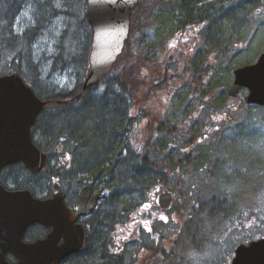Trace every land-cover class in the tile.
<instances>
[{
  "label": "trees",
  "instance_id": "obj_1",
  "mask_svg": "<svg viewBox=\"0 0 264 264\" xmlns=\"http://www.w3.org/2000/svg\"><path fill=\"white\" fill-rule=\"evenodd\" d=\"M167 1L169 3L174 1L182 7L180 14H176L173 6L169 16L187 17L186 12L193 11L192 18L197 20L193 23L201 30L207 48L200 49L197 58L195 55L192 58L188 56L181 58V55L178 57L177 49L174 53L171 52L170 56L159 57L160 53L166 50L152 51L144 55L132 51L127 53L129 51L127 43V48L118 57L113 71L105 77L110 82L103 94L97 99H84L79 109L71 108L70 112L63 111L62 116L51 114L47 121H52L58 126L66 124L74 129L83 142L84 150L88 151L86 158H96L105 164L106 178L111 180L115 187L127 186L132 182L138 183L137 195L140 199L131 202L126 200L123 211L117 213L120 219L115 217L116 221L111 222L114 213L104 222L105 225H111L112 232L116 223H119L116 228L123 226L124 216L128 219L148 197L150 189L154 186L151 184L153 174L157 179L155 183L160 182L163 190L169 186L166 184L167 178H172L176 183L173 189L176 199L172 210L182 217H188L186 224L194 227L193 233H189L191 248L203 254L197 256V261H203L202 264H228L237 244L264 236V193H262L264 192V106L248 104L245 101L246 93L243 91L236 97L226 91L230 84L229 79L233 77L234 67L254 62L261 49H264V41L255 44L256 46L253 44L257 36L255 37L256 34L251 28L252 23L259 26L264 24V0ZM83 2L87 3V0ZM20 5L21 0H0V38L4 37L0 48L2 64L0 76L17 71L40 95L34 84V80L38 79L39 71L31 55L33 42L28 37L18 42L14 33L10 34L9 38L6 37ZM243 5H247L245 12L251 13L252 22H247L242 28L243 31H239L241 38L237 42L233 34L236 29L238 30L240 23L245 24V17L242 22L236 19L227 21L225 18L240 11ZM200 6L203 7V11H199ZM214 9L219 11V16L212 15ZM164 11L159 12L160 27L173 23L164 22L163 18L167 17ZM80 22L87 27L89 34L87 41L91 43L86 14ZM181 28V31L185 29L184 26ZM174 30L161 31L156 36V42L159 41L157 48L170 47L169 35ZM218 33L223 35V39L215 43ZM208 39L214 44L208 43ZM88 59L87 54L84 57L87 65ZM223 67L227 69L228 81L222 77L220 69ZM83 80L76 89H83ZM87 90L77 93L83 96ZM128 98L131 99L129 105ZM193 98L197 99L198 103L195 108L187 112L190 114L188 121H183V125L166 121L164 111L168 108V103H173L176 99H181L182 103L190 102ZM131 107H133V115L130 111ZM157 107H159L158 111L155 110ZM118 108H122L124 112L119 111ZM47 109L48 106L45 111ZM220 109H222L221 114L226 116L225 121L229 123L217 125L220 121L215 116ZM39 121L38 119V123L33 128L34 136L37 134ZM195 123L197 124L194 126ZM195 127L197 132L193 136L192 129ZM209 137L212 138L209 144L200 146L203 141H209ZM165 139L174 148L181 149L178 163L173 167L162 159L168 152V145H163ZM47 140L45 144L37 141L46 152L49 150ZM135 140L137 143L134 146ZM124 153L127 156H134L138 163L134 164L127 160ZM133 164L137 168H134ZM48 168L46 170L50 173ZM191 171L194 183L187 190L186 178ZM132 172H138L140 176L134 174L131 180L124 182L126 175L128 178V174ZM149 174L152 179L149 182L144 181ZM161 188L155 189V194L159 193ZM178 197L182 198V202L178 203ZM197 206L201 217L194 219L192 215ZM234 212L241 214L239 222H242L246 212L254 215L261 213L256 223L260 233L255 234L256 237L243 238L233 244H228L230 233L219 235L215 232L211 236L206 224L212 221H226L224 223L226 228L227 221H230L227 218ZM110 233L111 230H108L95 241V253L101 256L94 264H136L141 251L145 264H152L160 251L165 256H172V253H166L162 247L159 250L158 243L160 240L164 242V237H157L152 245L146 243L144 246L149 252L154 250L155 253H147L148 251L141 248L140 251H135V254L128 255L125 249L122 251L121 247H117L121 243L112 240V243L109 242ZM105 241L107 245H103ZM135 241L137 239L131 242ZM139 248V246L135 247V249ZM206 250L208 254H204ZM192 254L195 255L193 251ZM216 254L217 257H214ZM88 262L87 258L77 261L76 264H88Z\"/></svg>",
  "mask_w": 264,
  "mask_h": 264
},
{
  "label": "rangeland",
  "instance_id": "obj_2",
  "mask_svg": "<svg viewBox=\"0 0 264 264\" xmlns=\"http://www.w3.org/2000/svg\"><path fill=\"white\" fill-rule=\"evenodd\" d=\"M37 2V0H21V5L19 8L20 13L17 17L14 18L13 30L10 31L9 29V32H12L17 36L22 35L25 30H28V32L30 33L28 39L34 43L31 46V55L34 59V65L37 66L39 71L38 79L34 80V84L36 88H38L41 96H46L51 92L61 91V89H75L87 73L88 65L85 64L84 57L85 54H88L89 56V50L91 47V43L87 41V35L89 36L87 27L80 22L83 19V16L85 15L86 9L84 8L80 12V15L78 17L79 21L76 23L79 27H74V29L69 33V39L67 38V40L64 41L65 46L63 48L59 45V39L62 38V36L64 35L63 30L66 26L64 18L58 17V19H54L53 16H49L43 24L44 30H38V21L33 18L36 12L34 10V5L36 6ZM53 3L54 7H52L53 10H51V13L53 11L57 13L59 10L63 11L64 9H66L62 6L64 0H55ZM139 5L140 6L137 8L136 13L133 16V29L130 37L131 40L128 45L129 51H127V53L140 52L144 55V53L152 52L148 50L150 47V43L154 44L157 40L156 36H158L159 33L162 31L160 27L161 17L159 16V12L165 10V15L169 16L168 14L171 13V9L174 6V9L176 10L175 13L180 14L182 7L178 6V4H175L174 1L169 3V1L167 0H141ZM250 8L253 7L250 6ZM25 13H27V15H25ZM247 22H252V15L249 11L246 13L245 24L240 23L238 30L236 29L233 34L235 41L238 42L240 40L241 34L239 31H243L242 28L245 27ZM251 28H253L252 31L256 34L255 37L257 36L256 38H254L253 44L257 45L259 42L262 43L264 41V24L259 26L252 23ZM181 29L182 28H176L174 31H172V33H170V38L168 42L169 46H171V44H177L178 46L186 45L187 40H189V44H194L196 47H193V51H191L192 48L177 49V52L179 53L178 57L180 55L182 57V53H184L190 58H192L193 55H195L197 58L199 50L207 48L205 47V40L201 43L200 39H197L196 36H188L189 33L193 32L186 28L182 31V33H180V35L186 40V43L180 45L178 44L179 41H176V37L178 36L177 33L181 31ZM73 36H75L76 38L73 39ZM3 38L4 37L0 38V48L2 46L1 43L3 41ZM18 42H21V40H18ZM208 43L214 44L213 41L209 39ZM157 45H159V41L156 42L155 47H158ZM167 48L168 47H166V51L160 53L159 57L162 55L170 56L171 52L174 53L175 49L167 50ZM251 50L252 49H250V52ZM162 58L167 60V58L165 57ZM211 58L214 59L213 56H211ZM1 65L2 64L0 63V70L2 68ZM220 71L222 73L223 79L228 81L227 69H224L223 67V69H220ZM232 79L233 77L231 76L229 79V83H232ZM109 82V79H105L103 82L98 84L97 87H94L91 93L92 97H94L95 99L98 98L97 96L103 94L106 91V88L109 86ZM234 100L231 101L234 102ZM197 103L198 100L195 98H193L190 102L185 101L184 103H182L181 99H176L173 103H168V108H166L164 111L166 121H168L169 123L178 122L179 125H183V121L189 120L190 114L187 112L191 110V108H195ZM158 108L159 107H157L155 110L158 111ZM221 111L222 109H220L216 113L218 115L215 116V118L220 121L219 123H217V125H221L222 123H229L225 121L226 116L224 114H221ZM62 113H51L49 110H46L41 116V118H39L40 123L39 127L36 129L37 134L35 138L40 144H45L48 138H52L53 134H56L52 132V129L49 126L51 123L48 124V117L50 118L51 114H54L55 116L59 117L62 116ZM134 113H136L135 108ZM196 122L198 121L196 120ZM196 124L197 123H195L194 126ZM135 131H133V136H135ZM192 131L193 136H195L194 134L197 132V128L195 127L194 129H192ZM211 139L212 138L209 137V141H203L202 143H200V146L209 144ZM136 143L137 141L135 140L133 145L135 146ZM164 144L166 146L168 145V152L167 154H165V157L163 156L162 159L165 160L167 164L173 167L178 163V159L181 156V149H177V147L174 148L169 142H167V139L163 141V145ZM134 174L140 176L138 172H132V174H128V178L126 175L123 181L125 182L128 179L131 180ZM146 178L149 182L152 179V176L149 174ZM155 180L157 179L153 174L151 184H154V186H152V188L150 189L148 197L144 200L139 209L134 210L131 217L127 219L124 216L123 221L125 223L123 224V226H119V228L122 229H119L118 227L115 229V226L119 223H114V232H112L111 227L109 242L121 243L117 247H121L122 251H124L125 249V252L128 253V255L135 254V251H140L141 248L146 250V252L148 251L147 253H155L156 251L154 250H152V252H149V249L145 248L144 246L146 245V243H148L149 246L152 245L154 243V240L157 239V237H164L165 241L162 242V240H160L158 243V246L160 247L159 250L162 247L164 248L166 253H172V256H165L163 255L162 251H160L159 256L156 257L155 260H153L152 264H202L203 261H197V256H203L202 252L191 248V239L189 233H193L194 227L186 224L188 217H182L179 213L172 210L173 208L164 210L160 206H158L156 200L158 197V193L156 192L157 194H155V189L158 190V188H161L162 184L160 182L155 183ZM167 180L168 182L166 184H169L167 189L173 191L176 184L174 182V179L167 178ZM21 181H23V185L27 184L24 179ZM136 183L137 182H132L129 183L127 186L121 185L120 190L126 191V197L122 196V200L115 204L111 203L109 205H104L103 209L106 211V213H111L113 211H117L115 213L122 212L126 200L130 202L132 200H139L140 196L137 195L139 185L138 183ZM186 183V189L188 190V188L194 183L192 171L186 178ZM161 189L162 190L160 191H163V188ZM179 201L182 202V198L178 197V203ZM198 207L199 206L195 208L193 215L190 214L193 216L194 219L201 217V213L198 212ZM245 214L246 216L241 220L242 222H239L241 214H238L236 212H234V214L230 213L227 218V220L230 221H227L226 228H224V223H226V221H212L210 223H207L206 226L209 227L211 236H213L215 232L219 235L230 233L231 238H229L228 244L236 243V241L238 242L239 240L250 236L256 237L254 235L260 233L257 230L256 223L257 221H259V215L261 213H257L254 215L249 212H246ZM117 217L120 219L119 215H117ZM161 217H164L166 219H161ZM114 218L115 215L112 217L111 222L116 221V219ZM175 221H177V223ZM135 239H137V241H135L134 243L131 242ZM136 246H139L140 248L135 249ZM192 251L195 253L196 256L192 254ZM141 252L139 254L140 257L136 264H145L143 259V252ZM207 252L208 250H206L204 254ZM222 252L225 254L224 250H222ZM100 256L101 254L91 253L89 257H87L89 260L88 264L97 263L100 259ZM214 257H217V254ZM77 261L78 259L69 260L68 263L65 264H76Z\"/></svg>",
  "mask_w": 264,
  "mask_h": 264
},
{
  "label": "water",
  "instance_id": "obj_3",
  "mask_svg": "<svg viewBox=\"0 0 264 264\" xmlns=\"http://www.w3.org/2000/svg\"><path fill=\"white\" fill-rule=\"evenodd\" d=\"M137 2L88 0L87 19L93 30L92 45L94 36L104 31L117 33L118 42L113 48L115 59L111 63L96 68L90 64L84 89L94 87L113 69L129 37L131 15ZM241 89L247 91L248 103L264 105V51L255 62L234 70L233 82L227 91L237 96ZM46 105L47 101L36 95L20 73L0 77V171L19 161L34 173L45 167L48 155L34 143L31 130ZM99 197L100 189L91 208ZM173 199L174 195L166 190L159 196V205L167 209ZM68 211L65 203L55 196L41 200L30 190H7L0 184V264H60L69 254L79 251L86 244L87 232L81 228L62 233ZM35 223L52 226L53 230L45 239L28 244L23 234ZM8 253L17 257V262H10L6 258ZM232 259L230 264H264V237L239 244Z\"/></svg>",
  "mask_w": 264,
  "mask_h": 264
},
{
  "label": "flooded vegetation",
  "instance_id": "obj_4",
  "mask_svg": "<svg viewBox=\"0 0 264 264\" xmlns=\"http://www.w3.org/2000/svg\"><path fill=\"white\" fill-rule=\"evenodd\" d=\"M187 28L193 32L189 33L188 36H196L197 39H200L201 43L205 40V38L203 39L198 25L193 23L192 26H187ZM89 30L92 40L93 30H91V28H89ZM176 38V41H179L178 44L182 45L186 43V40L180 34ZM155 44L156 42L154 44L150 43L148 50H166V48L155 47ZM193 47L196 46L194 44L190 45L189 40H187L186 45L178 46L177 44H171L167 50L192 48L191 51H193ZM183 57H186L184 53H182L181 58ZM129 87L130 85H128V88ZM130 102L131 99L128 98V105ZM130 111L133 115V107L130 108ZM47 141L49 144L47 154L50 159V173H48L47 170H43L41 173H34L28 170L22 162H19L8 165L0 172V183L7 189L32 190L34 195L42 200L54 198L55 196L60 199L62 203L64 202L69 211L67 212L66 219L64 218L66 223L63 221L64 223L61 228L62 233H67L73 229L79 231L82 228L88 232V239L86 241V246L80 248L78 252L70 254L71 256H69L63 264L68 263V261L72 260L74 257H76L78 261H82L91 253L95 252L94 247L96 239L101 238L108 230H111V225L104 224L105 221L109 220L108 213L103 209V206L106 205V197L105 195L99 197L95 206L91 208V204H93L95 199L94 197L97 195V190L99 188L102 190V186L99 179H94L96 176H90L89 173L85 176L77 169L79 167V159L84 155L83 148L85 147L83 144L81 146L75 137L52 138ZM23 179L27 184L23 185V181H21ZM83 200H85L84 204H82ZM52 230L53 227L51 226L41 225L39 223L33 224L25 230L23 234L24 241L29 244L38 239H45ZM62 239L63 238L59 240L60 245L63 241ZM103 245H107V242L105 241ZM8 257L12 261L16 260V258L11 255Z\"/></svg>",
  "mask_w": 264,
  "mask_h": 264
},
{
  "label": "bare ground",
  "instance_id": "obj_5",
  "mask_svg": "<svg viewBox=\"0 0 264 264\" xmlns=\"http://www.w3.org/2000/svg\"><path fill=\"white\" fill-rule=\"evenodd\" d=\"M37 5L35 7V14L34 17L36 19V21H38V30H44V22L45 20L48 19L49 16H53L54 19H58V17H63L66 23L65 29L63 30V36L62 38L59 39V45L61 47L64 48L65 46V42L67 40V38L69 39V33L75 28H78L79 26L76 24L79 19V15L80 12L84 9V7L86 8L85 10V14L87 16V12H88V7H87V3L83 2L82 0H64L63 3V7L66 8L63 11H58L56 12H52L51 10L52 7H54V1L55 0H37ZM40 1V4H39ZM245 8H247V5H243V7L241 8L240 11L234 12L232 16H226V20H231V19H240V22H242L244 20V16L246 18V12H245ZM8 10L10 9V7L7 8ZM203 11V7L200 6V10L199 11ZM219 11L214 9L212 11V15L217 17V15ZM19 11L16 13L15 17H17L19 15ZM188 14L187 17H172L167 16L165 18H163L164 22L166 24H170V25H162V31H167V30H172V29H176V28H181L182 26L187 27V26H192L191 24H193V22L197 21L195 19L192 18L193 11L192 12H186ZM222 13H223V9H222ZM219 16V15H218ZM14 17V18H15ZM192 18V19H191ZM192 20V21H191ZM35 21V22H36ZM191 21V22H190ZM12 26L10 27V31L13 30V26H14V19H13V23L11 24ZM39 32V31H38ZM10 34L13 33H9V31L7 32V36L6 37H10ZM29 36V32L28 30H25L23 32L22 35H18L16 37L17 40H25V38H27ZM73 39L76 38L75 36L72 37ZM223 39V35H221L220 33H218V35H216L215 38V43L218 41H221ZM34 43H32L33 45ZM87 54H85L86 56ZM85 81V79L83 80ZM78 87V86H77ZM76 87V88H77ZM72 89V90H65V89H61V91H57V92H51L50 94L46 95V97L44 98L45 101H47L49 110L51 113L53 112H63V111H68L70 112L71 108L74 109H79L82 106V102L84 101V99H94V97H92V91L93 90H87L86 94L81 96L82 94H78L77 92H83L86 89ZM99 97V96H97ZM97 99V98H96ZM119 101L121 102V100L119 99ZM122 103V102H121ZM107 105V104H106ZM105 105V106H106ZM104 106V105H103ZM122 107V106H121ZM124 109H126L125 107H123ZM70 109V110H69ZM118 110L121 112H124L122 108H118ZM117 110V111H118ZM127 110V109H126ZM51 123L49 126L52 129L53 134L52 138H63V137H75V139L77 140L78 143L83 144L81 138L76 135L74 129H72L71 127L69 128V126H67L66 124L62 125V126H58L55 123L53 124V122H49L48 124ZM49 127V128H50ZM50 129V130H51ZM69 134V135H68ZM51 138V139H52ZM84 149V148H83ZM82 149V150H83ZM88 151L83 150V154H86L85 157H83L82 159H79L78 165L79 167L77 168L79 170V172H81V174H84L85 176L89 175L90 176H96V178L94 179H99V182L102 186V191H103V195H105L106 197V205L108 204H115L117 202H120L122 200V196L126 197L127 193L123 190H120V188L115 187L112 183L111 180H108L106 178V176H103L106 174L107 171V166H105V164H103L100 160L96 159V158H86L88 156ZM126 154V153H124ZM127 160H130V162L136 164L138 163L137 159L134 156H130V155H124ZM114 162H116V160H114ZM134 168H137V166H134ZM88 171V172H86ZM105 178V180H104ZM144 181H148V179L144 180ZM109 193V194H108ZM109 195V196H108ZM115 212L117 211H113L109 214V217H111ZM119 213V212H118ZM115 217H117V213L114 214ZM99 239V238H97ZM96 239V241H97ZM104 240V238L102 239Z\"/></svg>",
  "mask_w": 264,
  "mask_h": 264
},
{
  "label": "clouds",
  "instance_id": "obj_6",
  "mask_svg": "<svg viewBox=\"0 0 264 264\" xmlns=\"http://www.w3.org/2000/svg\"><path fill=\"white\" fill-rule=\"evenodd\" d=\"M118 42V36L115 32H101L94 36L92 49L89 53V63L93 68L106 63H111L115 59L113 48Z\"/></svg>",
  "mask_w": 264,
  "mask_h": 264
},
{
  "label": "snow or ice",
  "instance_id": "obj_7",
  "mask_svg": "<svg viewBox=\"0 0 264 264\" xmlns=\"http://www.w3.org/2000/svg\"><path fill=\"white\" fill-rule=\"evenodd\" d=\"M25 15H27V13H25ZM145 207H147V206H145ZM161 219H166V218H164V217H161Z\"/></svg>",
  "mask_w": 264,
  "mask_h": 264
}]
</instances>
